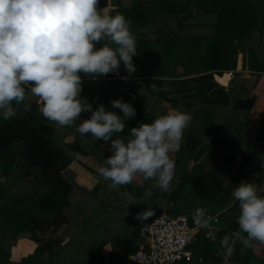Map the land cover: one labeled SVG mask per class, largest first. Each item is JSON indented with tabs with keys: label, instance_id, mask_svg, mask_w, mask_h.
Wrapping results in <instances>:
<instances>
[{
	"label": "crops",
	"instance_id": "crops-1",
	"mask_svg": "<svg viewBox=\"0 0 264 264\" xmlns=\"http://www.w3.org/2000/svg\"><path fill=\"white\" fill-rule=\"evenodd\" d=\"M162 3L163 0H99L98 7L109 13L122 12L131 21L130 27L136 40L150 42V51H154L165 66L182 74L183 68L165 57L158 39L165 34L176 38L213 39L217 16L191 7L181 17L172 18L162 12ZM249 49L264 62V34L261 36L256 31L247 41L239 53L236 70L214 76L215 82L229 94V104L225 106L214 107L201 104L197 98H187L193 93L178 91L183 77L144 76L146 70L141 58L133 60L136 70L127 80L110 79L106 74L95 80L82 77L85 85L81 96L87 97L94 108L103 102L107 109L122 115L121 110L113 108L110 103L117 98L134 106L135 116L125 121V128L119 134L121 136L130 133L131 125L138 126L141 120L146 122L145 113L153 119L156 113L164 112L169 107L189 112L191 121L185 129L181 148L173 154L177 162L176 174L169 192L153 187L154 181L144 180L140 175L130 184L108 187L109 182L96 169L108 155L110 142L94 138L91 134L81 135L75 125L61 126L54 122L55 145L71 161L62 175L73 190L69 196L70 206L64 211L66 223L50 229L44 237L57 242V246L52 254L47 252L43 255L42 264H140L134 257L140 242V228L160 215L187 216L190 225L195 228V258L201 262L189 264H264V242H254L246 248V255L250 254L251 258L245 261L237 260L235 251L230 256L224 254L220 247L224 233L238 230V205L231 197L232 188L242 180L264 185V73L244 69ZM141 88L147 89L143 95L139 92ZM158 92L169 94L172 102L157 95ZM25 98L28 108L34 103L41 105L40 99L30 91ZM81 114L84 118L90 116L87 111ZM191 133L198 136L201 145L207 146L198 163L203 165L205 172L214 176L221 187L213 200L191 184L178 190L183 176L190 174L196 165V153L188 152L184 144V139ZM76 140L85 149V154L68 148V144ZM148 188H151L152 195L145 198ZM197 207L207 209V224L204 227L194 222L193 213ZM149 209L152 215H138ZM233 225L236 229L232 228ZM18 245L17 255H29V250L22 249L21 243ZM235 245L242 247L239 241ZM37 246L34 244L30 254ZM56 248L60 250L61 259L56 257L59 254ZM94 248L95 251H92ZM85 257L90 258L89 263L85 262Z\"/></svg>",
	"mask_w": 264,
	"mask_h": 264
},
{
	"label": "clouds",
	"instance_id": "clouds-1",
	"mask_svg": "<svg viewBox=\"0 0 264 264\" xmlns=\"http://www.w3.org/2000/svg\"><path fill=\"white\" fill-rule=\"evenodd\" d=\"M98 4L99 0H0V118L15 117L26 90L30 91L40 99L41 114L48 120L75 125L81 135L110 142L109 154L96 169L108 187L130 184L140 175L169 192L176 174L173 154L181 148L191 114L169 107L121 136L125 121L135 116L134 106L122 98L111 100L120 115L103 102L94 108L81 96L83 76L95 80L116 71L121 63L129 74L136 70L133 56L138 47L131 21ZM146 91L139 90L141 95ZM82 111L90 116L81 118ZM151 195V188L146 189L145 198ZM231 197L238 205V230L220 240L229 256L236 241L242 249L264 242V185L242 180L232 188ZM138 215L148 217L152 212ZM206 216V208L194 210V222L201 227L207 224Z\"/></svg>",
	"mask_w": 264,
	"mask_h": 264
},
{
	"label": "trees",
	"instance_id": "trees-1",
	"mask_svg": "<svg viewBox=\"0 0 264 264\" xmlns=\"http://www.w3.org/2000/svg\"><path fill=\"white\" fill-rule=\"evenodd\" d=\"M161 5L162 12L172 18L181 17L191 7L215 14V37L176 38L165 34L158 39L165 57L180 65L183 68L182 74L165 66L154 51H150L151 44L148 41H137L138 55H134L133 60H144V76L183 77L178 91L193 93L187 98H197L201 104L214 107L228 105L229 94L215 82L214 76L236 70L239 53L247 41L256 31L261 36L264 34V0H187L186 3L183 0H163ZM246 54L249 57L244 69L264 73V62L259 60L254 51L249 49ZM120 70L121 77L130 75L123 63ZM27 92L26 90V94ZM157 95L172 102L167 93L158 92ZM27 105L25 98L17 106L15 117L8 120L0 118V171L3 176H11L19 157V177L27 180L23 196L9 194L10 198L7 199L6 191L0 192V201H3L0 204V233L12 234L15 239L23 232H32L36 239L38 230L47 233L53 227L55 229L65 224L67 220L64 211L70 206L69 196L73 190V186L62 175L71 161L55 145L54 122L41 114L39 104L34 103L30 108ZM80 115L81 118L85 117ZM144 115L147 116L146 122L152 120L148 114ZM184 144L188 152L196 153V165L190 174L183 176L178 190L191 184L213 200L221 187L215 182L214 176L205 172L203 165L198 163L207 146L201 145L198 136L192 133L184 139ZM68 148L78 154L86 153L77 140L70 142ZM262 153L264 154V148ZM232 228L236 229V226L233 225ZM40 241L37 238L36 242L41 243ZM3 242V238L0 239V264H8L12 260L5 252ZM56 246L55 241L38 244L32 254L20 258L17 264H42L43 255L47 252L52 254ZM192 250L196 256L194 245ZM246 251L235 245L234 257L239 261L251 258L250 254L246 255Z\"/></svg>",
	"mask_w": 264,
	"mask_h": 264
},
{
	"label": "built area",
	"instance_id": "built-area-1",
	"mask_svg": "<svg viewBox=\"0 0 264 264\" xmlns=\"http://www.w3.org/2000/svg\"><path fill=\"white\" fill-rule=\"evenodd\" d=\"M106 76L120 79L121 70ZM196 238V230L187 216H156L140 228V242L134 257L140 264H188L195 258L192 248Z\"/></svg>",
	"mask_w": 264,
	"mask_h": 264
},
{
	"label": "rangeland",
	"instance_id": "rangeland-1",
	"mask_svg": "<svg viewBox=\"0 0 264 264\" xmlns=\"http://www.w3.org/2000/svg\"><path fill=\"white\" fill-rule=\"evenodd\" d=\"M16 162H17V165L13 169V172H12L11 176H9V177L3 176V174L0 171V192L2 190H5L6 194H7V199L10 198L9 194H12V195H15V196L16 195L23 196L24 195V190L26 188L27 180L26 179L22 180L19 177V175L21 173V169L19 168L20 164H21L19 157H17ZM2 203H3V201H0V204H2ZM52 229H54V227ZM45 236H46V233H43L40 230H38L36 232V239L33 238V233L32 232L20 233V234H18V237L16 239L12 236V234L3 235V234L0 233V239L3 238V240H4V242L2 244H3L4 248H5V252L10 255L11 260H12L8 264H17V262L20 261V258H23L21 255L19 256L16 253V252H18L17 248L19 249V245H18L19 243H21V248L22 249L29 250L28 254L30 255V253L33 251L32 248H33L34 244L42 245V244H45L48 241H51L49 239H45L44 238ZM37 238L39 240H41L40 241L41 243H37L36 242ZM61 247H62V245H60V248ZM31 249H32V251L30 252ZM55 251L57 253L60 252L59 248H56ZM81 252L83 253L84 251H81ZM63 255L65 256V254H63ZM56 257L58 259H61L60 253ZM65 260L66 259L64 258V262H65ZM84 260H85V262L86 261H88V263L90 262V258H88V257L86 259H84ZM194 261L196 263L197 262H201V261H198L195 258L191 263H193Z\"/></svg>",
	"mask_w": 264,
	"mask_h": 264
},
{
	"label": "bare ground",
	"instance_id": "bare-ground-1",
	"mask_svg": "<svg viewBox=\"0 0 264 264\" xmlns=\"http://www.w3.org/2000/svg\"><path fill=\"white\" fill-rule=\"evenodd\" d=\"M228 75H226L225 77H227ZM222 78H219V80H221Z\"/></svg>",
	"mask_w": 264,
	"mask_h": 264
}]
</instances>
